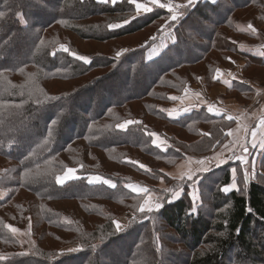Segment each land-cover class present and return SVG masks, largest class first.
<instances>
[{"label":"trees","instance_id":"trees-1","mask_svg":"<svg viewBox=\"0 0 264 264\" xmlns=\"http://www.w3.org/2000/svg\"><path fill=\"white\" fill-rule=\"evenodd\" d=\"M45 3L0 0V191L6 192L0 264H264V156L247 185L232 161L193 181L164 172L216 151L235 124L205 110L169 119L164 108L172 94L199 78L211 87L219 67L233 71L232 61H242V83L227 94L242 107L256 98L243 80L264 84V0H197L177 9L175 21L158 7L137 15L128 0ZM112 23L124 25L109 30ZM167 29L174 43L146 61V50ZM127 121L133 123L118 127ZM148 133L164 147L154 146ZM69 168L78 178L57 184ZM233 169L237 187L225 193ZM95 176L101 181L89 183ZM130 185L148 191L138 195ZM175 192L181 195L173 200ZM149 194L163 206L141 213ZM126 213L130 218L117 231L115 220ZM27 224L33 244L23 252L6 225L22 230Z\"/></svg>","mask_w":264,"mask_h":264},{"label":"crops","instance_id":"crops-1","mask_svg":"<svg viewBox=\"0 0 264 264\" xmlns=\"http://www.w3.org/2000/svg\"><path fill=\"white\" fill-rule=\"evenodd\" d=\"M96 1L98 2V0H96ZM119 1L120 0H116V2H119ZM167 1H169V0H161V3L167 5L166 4ZM172 1L176 2V4H174V3L168 4V5L174 6L172 14H176L177 9H180L181 7L189 5V0H172ZM146 5L148 7H150L151 9H152V7H157L155 5H151L149 3V0H147ZM164 9H166L168 11L167 7H164ZM136 14L142 15V14H145V12L141 11V12L137 13V11H136ZM120 25L123 26L124 24H120ZM174 41H175V38H174L173 29L164 30L159 35L157 41L152 46H150L146 50V52H147V54L149 52L154 53V51H152V50H154L153 48L159 44L161 46V49L157 53L158 55L155 57V58H157L166 48H168L170 45H172L174 43ZM146 52H145V54H146ZM155 58L152 57V58H145V59H146V61H150V60H153ZM232 62L235 66V70L231 71L225 67H219L213 76V81L215 83L211 87H206L203 78H199L195 84H188L181 94H178V95L172 94L170 96L172 102L168 106L165 107L168 118L172 119V120H177V119H180L184 116L189 115L191 112H197L200 110H205L208 114L214 115L208 111L209 107H212L215 109H220L222 107L223 109L225 108L226 111H230L232 113H235V117H236V119H233L235 124L232 127V129L229 131L232 133V135H228L229 138H233V137L235 138L239 135V130L242 128V123L245 122L246 117L250 116L251 119L254 120L255 122L260 121L263 117L262 109H264V84L258 83L257 81H254L250 78H245V80H243V82L245 81L246 83L255 87V89L257 90V95H256V98L254 99V101L251 102L248 107L240 106L239 103L236 101V99L233 96H229L227 94V91L229 89H231L234 85L236 86L237 83H242L241 80H238V76L241 75L243 62L242 61H232ZM199 96H203L204 99L201 100V102L203 104L200 105L199 108H194L193 105L197 101V97H199ZM173 97H175V99H173ZM188 97H189V99H188ZM188 100L192 104V106L191 105H189V106L185 105V103H187ZM209 100H211L210 103H208ZM259 103H260V108L257 109L256 106ZM194 106L198 107V105H194ZM186 109H187V111H189V110H191V111L187 114H183V112L186 111ZM214 116L221 117V116H225V115L220 114V115H214ZM153 141L158 142L159 145H157L156 143L154 144ZM152 143L156 147H159V148L164 147L163 139H161L158 136L153 137ZM209 155L210 154L203 156V157L192 156V157H188L187 160H190L191 158H195L197 160L199 158L202 160H206ZM185 160L186 159L181 160L174 168H172L170 170H164V172L171 178L172 177L177 178L176 175L180 172L179 166H181V164L184 163ZM130 186L131 187L128 186L129 190L135 194L143 195L145 193V192L133 191L134 188L140 189V187H138V186H135V185H130ZM149 196L152 197V195H150V194H149ZM145 201H146V199H145ZM143 203H144V201H143ZM149 203L154 204V198H152ZM119 219H117V221ZM117 221L115 220V225L117 224L116 223ZM126 224H127V222L125 223V225L123 222L121 224V227L122 228L125 227Z\"/></svg>","mask_w":264,"mask_h":264},{"label":"rangeland","instance_id":"rangeland-1","mask_svg":"<svg viewBox=\"0 0 264 264\" xmlns=\"http://www.w3.org/2000/svg\"><path fill=\"white\" fill-rule=\"evenodd\" d=\"M142 3L146 4L147 0L145 2H142ZM172 3L176 4V2H174L172 0H169L166 2L167 5L172 4ZM79 46L82 49V51H85V52L91 51V48H88L84 45H79ZM58 48L60 50H62L60 48V45L58 46ZM153 49L154 50H152V51H154V53L149 52L147 54V52H146L147 55L145 54V58H152V57L155 58L158 55L157 53L161 49V46L158 44ZM243 50L246 51L247 53H250V54L255 55V56L261 55L260 50L257 48H254L251 45L243 44ZM188 99H189V97H188ZM202 99H204L203 96L197 97V101L194 103V105H198V107H195L194 105H193V107L199 108V106L203 104L201 102ZM210 101L211 100H209L208 103H210ZM185 105L186 106H189V105L192 106V104L189 102V100L187 103H185ZM256 108L257 109L260 108V103L256 106ZM164 109H166V108H164ZM214 110L215 111L210 112V113H212L214 115L224 114L226 120H229L228 119L229 116L233 117V119H236L235 113H232L230 111H226L225 108L224 109L222 107L220 109L214 108ZM190 111L191 110L184 111L183 114H187ZM262 112H263V117L260 121H257V122L252 120L250 116L246 117L245 122L242 123V128L239 130V135L235 138L234 137L228 138V140L226 142H224L216 151L215 150L212 151L206 160H202L200 158L198 160L195 158H191L190 160H187L188 157L185 158L186 159L185 162L182 163L181 166H179L180 172L176 175L177 178L172 177V179H175L178 181L184 180V179L193 181L194 179H196L198 177L197 175L205 174L206 172H209L218 166H222L225 162H230V161L238 162L239 165L241 166L240 169H241L242 173L243 174L247 173L248 177L252 178V177L256 176L259 172H261L259 169V165H260V161H261L260 159H262V157L264 156V148H262L259 144V140L261 138V133H262V131H264V125H261V121L264 120V109H262ZM127 125H129V124H127ZM252 132L257 133L256 147L252 146V135H251ZM153 137H152V139H153ZM233 141H235L236 143L233 144ZM156 144L159 145L158 142H156ZM226 145L228 147H225ZM241 145H244L246 148V151H244L243 153L241 152ZM233 152H235L237 154H242L244 156L243 162L241 160L233 157ZM201 161H203L204 163L203 164L199 163ZM138 165L141 166L142 164L139 163ZM243 167H244V169H243ZM205 168L207 169V171L203 170ZM66 172H67V170L65 171V173ZM189 175L192 176V179H188ZM93 182H95V181H93ZM232 190H234V189H232ZM4 195H6V192L0 191V198H2ZM150 195H152V194H150ZM180 195H181V192H180ZM190 196L192 199V202H191L192 206H195V209H196L197 206H199V204H200L199 203L200 200L198 198V191L195 187V184L193 185V187H191ZM152 198H154V204H155V196L153 197V195H152V197L149 195H146L144 198V201L146 199V201L150 202ZM178 198L174 195L173 200H176ZM120 217L117 218V219L120 218L118 221L116 219V221H117L116 223H118L121 226V224L124 222V225H125V223L128 222V219L130 218V214L126 213ZM121 228H120V230H121ZM29 231H30V225L27 224V226L24 229L18 230L17 233H15L21 240V249L23 252H25L33 244V241L30 237Z\"/></svg>","mask_w":264,"mask_h":264},{"label":"snow or ice","instance_id":"snow-or-ice-1","mask_svg":"<svg viewBox=\"0 0 264 264\" xmlns=\"http://www.w3.org/2000/svg\"><path fill=\"white\" fill-rule=\"evenodd\" d=\"M30 2H31V5H32V6H39V7H45V8L48 6V5L45 3V0H30ZM98 2H99V3H105V4L111 2L113 5L116 4V0H98ZM128 2H129V3H133V4H135V9H136L137 13H139V12H141V11L147 13V12H149V11L152 10V9H151L150 7H148L146 4H144V3H138L137 0H128ZM196 2H197V0H189V4H195ZM209 2H210V4H216V3H217V0H209ZM149 3H150L151 5H155V6L159 7V8L167 7V8H168V11H169L170 13L173 12V7H174V6H172V5H165V4L161 3V0H149ZM4 15H5V13L0 12V18H3ZM15 15L19 18V20H20V22H21L22 24H23V23H26V21H25V19H24V15H23L22 12L17 11V12L15 13ZM171 19H172L173 21H175V20L178 19V17H177L175 14H173V15L171 16ZM124 23L127 24L128 21L126 20ZM169 26H170V25H169ZM120 27H121V25H120V24H116V23H112V24H109V25H108V29H109V30H116V29H119ZM249 27H252V26L249 25ZM253 31H255L254 28H253ZM41 44H43V41H41ZM60 48H61L64 52H66V53L69 52V49H68L67 47H65L64 45H60ZM124 51H126V50H124ZM52 55H55V52H53ZM72 55H74L75 58H76L77 60L82 61L84 64H89V63H91V59H90L88 56L77 55V54H75V53H73ZM116 56H117V57H120V56H121V52L118 51V52L116 53ZM0 75H2V74H0ZM47 99H49V100H58V99H60V97H47ZM173 99H175V97H173ZM186 111H187V109H186ZM208 111H209V112H213V111H215V110H214V108L209 107ZM228 119H229V120H232L233 117L229 116ZM53 123H55V121H51V122H50V124H53ZM131 123H133V121H127L125 124L118 125V127H120V128L123 129V128H126L127 124H131ZM261 125H264V120L261 121ZM148 135H150V136H155L156 134H155V133H148ZM228 135H232V133L229 132ZM251 135H252V146H253V147H256V137H257V133H256V132H252ZM153 143L155 144L156 142L153 141ZM235 143H236V142L233 141V144H235ZM259 144H260V146H261L262 148H264V131H262V133H261V138H260V140H259ZM225 147H228V146L226 145ZM244 151H246V148H245L244 145H241V152L243 153ZM233 157H235L236 159L241 160L242 162H243V160H244V156H243L242 154H237V153H235V152H233ZM199 163L203 164L204 162L201 161V162H199ZM141 167H144V166L141 165ZM203 170L207 171L206 168L203 169ZM75 171H76V170H75V169H72V168L67 169V172L65 173L64 176H57V177H56V183L59 184V185H63L67 180L78 178V177L75 176ZM26 175H27V173H26ZM232 176H233L232 183H231L229 186L224 187L223 189H221V190L224 191L225 193H227V192H229V191H231L232 189H235V188L237 187V183H236V169H233V170H232ZM101 179H102V178L99 177V176L91 177V178L89 179V183H92L93 181H97V182H98V181H101ZM188 179H192V176L189 175V176H188ZM248 179H249L248 174L245 173V175H244V183H245V185H247ZM102 182H103L104 184L109 185V186L112 187V188H115V187H116V184L113 183V182L110 181V180L103 179ZM129 187H131V186H129ZM133 191H139V192H145V193H146V192L148 191V189H146V188L135 189V188H134ZM174 195L178 198V197L180 196V192H175ZM194 198H195V197H194ZM170 202H171V201H170ZM162 206H163V204H162L161 202H159V201L156 202L155 204H150L148 201H144V203H143L142 205L139 206V211H140L141 213H145V214H147V213H152V212H154V211L158 212ZM192 210H193V212L196 211L195 206H193V209H192ZM6 227H8L9 230H10L12 233H17V231H18V230H17L16 228H14V227L7 226V225H6ZM116 228H117V231H119L120 228H121V226L117 223ZM70 251H71V252H76L77 249L72 248V249H70Z\"/></svg>","mask_w":264,"mask_h":264},{"label":"built area","instance_id":"built-area-1","mask_svg":"<svg viewBox=\"0 0 264 264\" xmlns=\"http://www.w3.org/2000/svg\"><path fill=\"white\" fill-rule=\"evenodd\" d=\"M244 169V168H243Z\"/></svg>","mask_w":264,"mask_h":264}]
</instances>
